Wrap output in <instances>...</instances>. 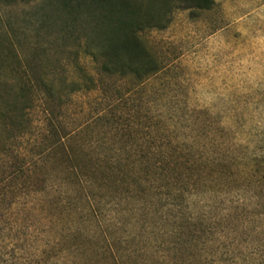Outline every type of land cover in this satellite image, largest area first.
I'll return each mask as SVG.
<instances>
[{
    "label": "rangeland",
    "instance_id": "1",
    "mask_svg": "<svg viewBox=\"0 0 264 264\" xmlns=\"http://www.w3.org/2000/svg\"><path fill=\"white\" fill-rule=\"evenodd\" d=\"M41 3L0 4V56L12 44L21 59L0 65V78L11 66L42 70L45 54L66 70L77 51L96 85L70 93L56 84L60 99L34 87L22 123L0 122V264H95L102 246L117 258L131 253L126 264L173 258L168 243L177 240L164 234L174 226L154 219L146 232L140 213L126 215L136 207L129 197L144 195L131 170L146 158L162 168L151 191L161 204L189 202L204 221L195 235L210 232L191 255L211 253L209 242L231 232L243 246L264 241L250 234L264 228V0H213L208 9L172 3L164 28L140 32L158 64L143 79L98 74L76 50L75 33L61 32L62 14L50 26L42 21L52 12ZM6 102L0 98V112ZM116 166L124 178L93 172Z\"/></svg>",
    "mask_w": 264,
    "mask_h": 264
},
{
    "label": "trees",
    "instance_id": "2",
    "mask_svg": "<svg viewBox=\"0 0 264 264\" xmlns=\"http://www.w3.org/2000/svg\"><path fill=\"white\" fill-rule=\"evenodd\" d=\"M31 1L34 0H0V4L13 6L18 3L28 4ZM176 1L184 7L197 9H208L213 3V0H38V3L42 2L44 8H49L52 12V14L44 16L42 20L47 25H52L55 14L64 16V20L61 22V32L75 33L76 50H82L92 59L98 74L143 79L155 72L158 64L145 47L140 32L147 28H164L169 21L171 5ZM7 50L9 56H0V65L5 66L10 56L13 63L18 64L21 59L17 53H13L12 44ZM58 61H51L45 54L40 60V63H47L42 70L22 72L19 67L11 66L8 79L2 74L0 98L8 100L6 111L0 112L2 114L0 122L4 127H16L22 123L26 116V109L33 103L34 87L41 86L48 95L60 99L61 96L55 95L56 84L69 87L70 93L84 88L92 89L96 85L94 77L80 65L77 51L75 58L66 70L59 71L55 67V63H59ZM48 64H53V66L49 68ZM138 165V170H131L133 171L131 177H135L134 180H137L135 184L144 195L141 197L142 202L140 197L138 199H135V196L129 197L130 202L136 204V207L126 212V215H129L131 211L140 213L141 219L143 221L146 219L144 222L147 223L144 228L146 232L152 228L154 219L158 220L156 225L174 226L164 235L177 240L168 243V247L171 246L170 249L175 254L170 259L163 255L160 264H264V241L260 240L258 243L251 244L250 247L243 246L244 244H240L237 239L238 232L219 234L220 236L215 240H209L211 242L208 246L214 248L209 254L205 253V248H202L201 252L198 250L197 253L191 255L190 250L198 246L201 237L207 239V234L210 233L202 230L201 234L195 235L196 232H200L196 230V224L198 225L199 221L204 225V221L189 212V202H185L186 206L184 207L173 203L170 205L168 203L161 204L158 194L151 191L156 189L153 188V182L164 178L161 172L162 168L151 162L149 158L140 159ZM116 168L117 166L107 170L108 173L100 172L95 168L93 172L94 174L101 173L104 177H107L108 174H114L116 177L122 174L124 178L126 176L123 174L124 171ZM150 180L152 181L150 182ZM148 182L149 184H147ZM139 203H141V208H137ZM174 209L178 210L175 214H166V211L172 212ZM184 210L188 213L182 212ZM192 221L196 223H192ZM135 223L139 224L138 221ZM248 223L246 222L243 231L250 233L247 230L250 229ZM104 234L106 238L110 239L107 233ZM250 234L263 236L264 228L254 229ZM85 237L91 239L87 235ZM184 237L187 239L184 240ZM127 239L133 241L130 236H127ZM160 245L164 246L165 244L163 242ZM168 247L167 249H169ZM93 253V259L101 256V260L96 261L95 264H126L125 258L131 260L132 256L131 253L126 252L124 256L117 258L114 250L107 246L99 247ZM183 253L192 257V260H184ZM65 256L62 254L61 258L65 259ZM228 258L229 260H227ZM132 261L130 264H151L145 261L138 262L135 259ZM31 264L43 263L34 262Z\"/></svg>",
    "mask_w": 264,
    "mask_h": 264
}]
</instances>
